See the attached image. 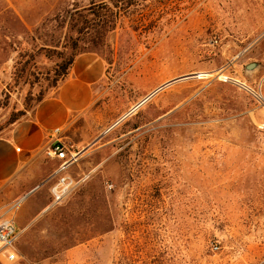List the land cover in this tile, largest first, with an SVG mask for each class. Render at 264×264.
Wrapping results in <instances>:
<instances>
[{
    "label": "rangeland",
    "instance_id": "374dc122",
    "mask_svg": "<svg viewBox=\"0 0 264 264\" xmlns=\"http://www.w3.org/2000/svg\"><path fill=\"white\" fill-rule=\"evenodd\" d=\"M123 1L0 0V136L72 53L105 66L61 139L86 180L48 208L43 157L0 264H264V0Z\"/></svg>",
    "mask_w": 264,
    "mask_h": 264
},
{
    "label": "crops",
    "instance_id": "0c3cea01",
    "mask_svg": "<svg viewBox=\"0 0 264 264\" xmlns=\"http://www.w3.org/2000/svg\"><path fill=\"white\" fill-rule=\"evenodd\" d=\"M105 74L103 60L94 53L74 57L67 76L28 113L0 136V207L22 198L40 181L44 148L73 127L94 104Z\"/></svg>",
    "mask_w": 264,
    "mask_h": 264
},
{
    "label": "built area",
    "instance_id": "2783aa9c",
    "mask_svg": "<svg viewBox=\"0 0 264 264\" xmlns=\"http://www.w3.org/2000/svg\"><path fill=\"white\" fill-rule=\"evenodd\" d=\"M215 42L214 39L212 43ZM59 133L58 129L54 131L53 141L43 150L44 157L56 163L55 168L43 182L49 186L48 208L61 203L87 178L84 175L75 178L70 174L71 169L79 161V153L67 147L59 139ZM18 204L19 202L0 207V255L7 262H12L15 259L13 249L19 234L15 221V211Z\"/></svg>",
    "mask_w": 264,
    "mask_h": 264
},
{
    "label": "trees",
    "instance_id": "16d2710c",
    "mask_svg": "<svg viewBox=\"0 0 264 264\" xmlns=\"http://www.w3.org/2000/svg\"><path fill=\"white\" fill-rule=\"evenodd\" d=\"M108 1H110L111 2V0H108ZM139 1H145V0H139ZM112 4V3H111ZM119 4V3H118ZM112 5H115V6H117V2H114ZM107 6V4L106 5H103V7H106ZM131 6V2H130V0H126V1H123V2H121V8H123V9H127L128 7H130ZM73 15L71 14L70 16H69V19H68V21H69V23L71 24L72 23V28L73 27H75V26H77L78 24H79V22L77 21L76 22V25L73 23ZM109 22V21H108ZM78 32H80V31H78ZM75 46H72V51H74L75 50ZM60 55L62 56V53H60ZM77 54L76 53H72L70 56H68L67 58H65L64 60H62V62L60 63V64H58V71L56 72V77H55V79H54V81H53V86H55L56 85V83H58V82H61L66 76H67V74H68V71H69V68H70V66L72 65V63H73V60H74V57L76 56ZM43 99V97H40L38 100H37V102H36V104L37 103H39L41 100ZM36 106V105H35ZM34 106V107H35ZM17 121V119H13V120H11V123L10 124H12V123H14V122H16Z\"/></svg>",
    "mask_w": 264,
    "mask_h": 264
},
{
    "label": "water",
    "instance_id": "95a60500",
    "mask_svg": "<svg viewBox=\"0 0 264 264\" xmlns=\"http://www.w3.org/2000/svg\"><path fill=\"white\" fill-rule=\"evenodd\" d=\"M255 68H256V65H254V64H249V65L246 66L245 70H246L247 72H250V71H253ZM190 76L192 77L193 75H190ZM197 76H198V75L194 74L193 77H197ZM186 78H190V77L186 76V77H181V78L175 79V80H173V81H171V82H168V83H166L165 85L161 86V87L158 88L156 91L162 89L163 87H166V86L170 85V84L173 83V82H176V81H179V80H183V79H186ZM156 91H154L152 94H150V95H149L147 98H145L141 103H143L146 99H148V98H149L151 95H153Z\"/></svg>",
    "mask_w": 264,
    "mask_h": 264
},
{
    "label": "bare ground",
    "instance_id": "6f19581e",
    "mask_svg": "<svg viewBox=\"0 0 264 264\" xmlns=\"http://www.w3.org/2000/svg\"><path fill=\"white\" fill-rule=\"evenodd\" d=\"M202 75H199L198 77H201ZM254 95L259 98V99H262L260 95H258L257 93L254 92ZM263 100V99H262ZM264 101V100H263Z\"/></svg>",
    "mask_w": 264,
    "mask_h": 264
}]
</instances>
